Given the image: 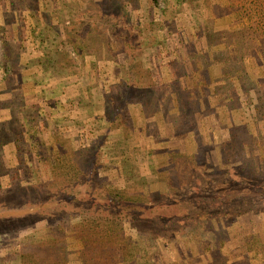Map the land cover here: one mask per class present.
<instances>
[{
    "label": "rangeland",
    "instance_id": "374dc122",
    "mask_svg": "<svg viewBox=\"0 0 264 264\" xmlns=\"http://www.w3.org/2000/svg\"><path fill=\"white\" fill-rule=\"evenodd\" d=\"M156 2L0 0V264H83L70 237L124 211L115 192L122 264H264V70L227 44L245 22ZM72 164L86 178L57 186Z\"/></svg>",
    "mask_w": 264,
    "mask_h": 264
},
{
    "label": "trees",
    "instance_id": "16d2710c",
    "mask_svg": "<svg viewBox=\"0 0 264 264\" xmlns=\"http://www.w3.org/2000/svg\"><path fill=\"white\" fill-rule=\"evenodd\" d=\"M179 1V0H176ZM152 3L157 5L156 0H151ZM164 2H168V0H164ZM207 2V1H206ZM223 4L229 9V18L232 22L243 21L245 22V26L242 27L241 36L228 39L227 44L229 46H233L235 51V57L240 60H245V58H251L255 61L252 70L260 69L261 72L264 70V0H222ZM237 33L231 32L228 37H233ZM235 37V36H234ZM244 53H242V50ZM238 50V51H236ZM228 61L227 64H230L228 68H233L232 63L233 57L230 55L229 48L227 49ZM239 55V56H238ZM244 55L246 57H244ZM242 68V67H241ZM242 75L245 77L244 79H250V72L248 73L247 68L244 66L242 69ZM236 71V70H235ZM233 71V72H235ZM259 72V73H261ZM258 80H253L257 87H264V77L258 76ZM174 154V151H171ZM95 155V154H94ZM93 155V156H94ZM67 157V156H66ZM97 156L95 155L93 161L90 163V167H93L94 162L96 161ZM179 158L172 156L169 159V168H176L178 171L181 167L179 163ZM168 163V158H165ZM189 160H191L189 158ZM77 164V163H76ZM73 165V164H72ZM189 165V164H186ZM74 167H63V166H54L51 167L53 170V177L57 178V186H68V184H74L78 182V180H83L86 178L87 172L80 168L78 165H73ZM86 167L87 164H84ZM189 166H185L184 169ZM176 171V172H177ZM180 171V170H179ZM183 172V171H182ZM179 173V172H177ZM186 173V172H185ZM85 177V178H84ZM54 180V179H53ZM76 185V184H75ZM87 181L84 182L82 188L85 191H88V187H86ZM77 190L70 196H77L81 194V188H76ZM128 193V192H125ZM124 193V194H125ZM111 202L113 204H117L124 208V211H115V214L112 217H105L103 215H99L97 218L91 217L88 215L82 220V232L75 231L74 236H71V243L80 242L84 243L82 250H84L80 257L83 264H122L127 260V252L130 250V236H125L124 228H128L131 225L128 223V216L132 212L131 209V200L127 196L121 197L120 192H115L111 194ZM127 195V194H126ZM131 196H136L135 194ZM70 198V197H68ZM142 204V203H140ZM128 205V207L126 206ZM113 206V205H112ZM110 206V208L112 207ZM136 207V206H135ZM126 210V211H125ZM136 210V209H134ZM138 210V208H137ZM114 212V210L112 209ZM140 210L137 212L139 213ZM85 216V215H82ZM130 217V216H129ZM84 223V224H83ZM80 225V223H79ZM55 239L52 234H49V239ZM62 242H64L62 240ZM68 246V245H67ZM94 249V250H93ZM80 251V250H79ZM62 254H61V253ZM60 252L56 253L57 263H66L65 260V248L61 249ZM125 254V255H124ZM59 255H62L59 258ZM81 256V255H80ZM116 258V259H115ZM28 259V257H26Z\"/></svg>",
    "mask_w": 264,
    "mask_h": 264
}]
</instances>
